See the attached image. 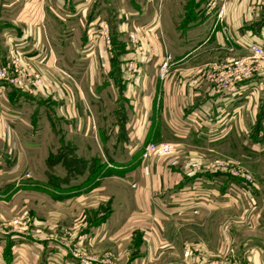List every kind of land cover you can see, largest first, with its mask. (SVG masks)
<instances>
[{
  "label": "crops",
  "instance_id": "crops-1",
  "mask_svg": "<svg viewBox=\"0 0 264 264\" xmlns=\"http://www.w3.org/2000/svg\"><path fill=\"white\" fill-rule=\"evenodd\" d=\"M176 1L0 0V62L13 67L17 58L32 88H0L1 187L47 182L36 173L26 176L33 171L23 160L22 137L40 131L43 116L50 121L49 130L76 153L79 142L89 152L92 143L101 148V161L98 154L84 158L87 166L101 167V175L60 186L76 188V195L64 192L66 200L50 198L48 204L35 206L37 222L50 217L56 225L29 234L0 223V264H78L67 244L110 256L116 264H264V242L245 241L238 250L227 241L231 246L219 255L224 247L215 233L212 238L211 229L203 238V222L196 219L239 205L245 184L209 172L199 153L223 144L244 153L253 134L264 137V58L254 59L247 48L249 41L264 46V0H217L226 8L222 21L209 0H182L175 19ZM111 19L118 29L116 46L111 50L101 40L82 60L81 74L74 73V51L68 54L64 47L75 50L76 39L86 45L88 29ZM132 33H137L139 45L131 40ZM167 56L173 61L161 78ZM131 59L140 66L135 78L126 69ZM232 59L250 65L252 75L217 93L211 77ZM43 104L55 111L42 114ZM59 122L71 133L68 139ZM150 142L170 143L174 151L144 160ZM37 198L44 200L45 195L37 193ZM2 214L0 220H6ZM83 214L87 220L75 230L79 233L64 234Z\"/></svg>",
  "mask_w": 264,
  "mask_h": 264
},
{
  "label": "rangeland",
  "instance_id": "rangeland-1",
  "mask_svg": "<svg viewBox=\"0 0 264 264\" xmlns=\"http://www.w3.org/2000/svg\"><path fill=\"white\" fill-rule=\"evenodd\" d=\"M182 2V0H179L177 3L179 4ZM179 5L173 9L175 19H177L178 11L182 10L181 4ZM117 30L116 21L111 19L106 25H95L88 29L87 33L89 34L86 45H82L81 40L76 39L73 43V48H75V50L71 47L73 50L70 51L69 46L68 48L65 46L64 48L69 50L68 54L71 52L73 53L74 51V58H76L74 63V73L81 74L83 65L82 60L85 61L86 55L90 53L91 49L97 50L95 46H101V40L103 41L106 33L109 36L111 43L110 46L107 43L104 44L107 48L112 50L114 48L113 35L117 32ZM135 34L137 35V33ZM136 45L139 44L136 43ZM68 57L70 58V56ZM61 61L64 67L69 65L66 61L64 62L63 58H61ZM11 62L14 65L13 60ZM77 77H79V75ZM79 81L81 82V80L77 78L78 84H80ZM39 110L43 114L44 112H52L54 107H52L51 104H43L39 106ZM91 110L95 116L97 112L93 110L92 107ZM8 112H10V109ZM48 122L50 121L45 116H43V119L40 123V131L34 133H25L23 137L21 135L25 150V157L23 160L25 162H29L31 166L29 171H33L26 173V176L30 177L36 173V175L40 176V178L47 179V182L40 184L31 180L30 182H25L24 184L10 187L9 189H6L4 186L1 187L0 185V190L5 189L0 191V213H3L2 215L6 218V220H0V223L9 222L10 227H14L17 231H19L21 228H17L16 226L20 225V227L24 229L25 233L29 234L32 232L35 234H40L44 229H50L53 227V225L57 224L56 220L50 217L45 221H41V223L37 222V216L34 214L35 206H38V204L44 201H46L48 204L50 198L54 201L57 200V198L66 200L68 195L66 196L64 192H75L73 194L76 195L78 194L76 192V188L63 190L60 188V186H72V183H74L73 180H84L85 178L92 181L101 175V167L94 165L89 167L84 163V158L88 159V157H94V155L97 154L99 155L98 159H101V148L99 145L92 143L91 147L93 152H89L85 149V146H82V144L79 142L81 148L79 149V152L76 153L75 147L73 148L68 144L61 143L59 141L60 135H56L54 131L49 130ZM99 122L101 123V119ZM59 129L67 139L71 137V133L67 132V127L63 122H59ZM21 137L20 135L18 136L20 140ZM246 147V150L249 149V151L241 153V150H239L238 147H234L233 150H230L227 145L223 144L217 147V150L213 152L201 151L199 153L200 155H198L204 157L203 160L206 162V165H209L210 162L212 164L216 161L226 162L231 164L232 167L236 168L239 172L241 171L242 173H249L252 177V183H250V185L244 184L241 187L243 188L241 189L243 192L242 196H240L242 201L238 200L240 201L239 205L232 204L227 207H220L217 212H214L215 214H211L210 216H207V218L205 215H198L196 218L200 223L203 222V231L201 234L203 238L210 234L209 230L211 229L212 238L214 236L213 234L215 233L217 243L224 247L222 249L220 248L221 252H219V255H222V253L224 254L226 251V246L230 245H227V241H229L231 245L237 246L238 250L242 249L239 247L245 241H249L252 244L257 243L261 245L263 244L262 242H264V137H257L253 134L250 137L249 146ZM187 156L189 157L190 154L187 153ZM57 162L61 163L55 165ZM66 182L71 183L63 184ZM88 185H91V183ZM93 186L91 185L89 188L92 189ZM40 192L45 195L44 200L37 198V193ZM60 194L62 196H59ZM77 196H80V194ZM238 201L236 200V202ZM78 202H80V200H78ZM90 202L94 203L96 201L92 200ZM86 220L87 216L84 214L72 220V224H70L69 228H66L64 234L77 235L79 232L75 230H77L79 225L85 223ZM71 225L73 226L71 227ZM216 228L217 232H213V230L216 231ZM135 236H137L135 243H137V246L140 247L138 233H135Z\"/></svg>",
  "mask_w": 264,
  "mask_h": 264
},
{
  "label": "built area",
  "instance_id": "built-area-1",
  "mask_svg": "<svg viewBox=\"0 0 264 264\" xmlns=\"http://www.w3.org/2000/svg\"><path fill=\"white\" fill-rule=\"evenodd\" d=\"M210 8L218 7L217 18L219 21L223 20V17L226 12L225 5L218 6L217 0H209L208 3ZM224 31L228 32V27L224 26ZM130 38L133 42L138 43V36L135 33L130 35ZM231 39H229L230 41ZM103 42L109 44L111 40L106 33V36L103 38ZM247 48L252 53L253 58L261 59L264 58V46L261 43L255 41L247 42ZM18 59L14 58V66L12 67L10 63L3 64L0 62V88L3 86H9L17 90L22 91H32V88L28 85V76L25 70L16 64ZM173 61L172 56H167L164 63L160 67V77L164 78L169 72V63ZM13 68V69H12ZM127 72L131 77H136L140 74L139 63L135 59L127 61L126 64ZM251 66L244 62L242 59H232L229 64H227L223 70L219 71L216 76H212L211 79L216 82L215 91L217 93L224 92L229 90L235 83V81H241L246 78H250L252 75ZM35 79H39V75L35 74ZM2 125V118L0 117V126ZM174 149L170 144H156L148 143L144 147L142 153V158L144 160H149L153 156H169L173 153ZM205 168L212 173H222L229 175L233 178H240L246 185L252 183V177L249 173L239 172L236 168H233L231 164L222 161H216L212 164L205 166ZM147 170V167L145 168ZM17 224V223H16ZM17 228L22 227L16 226ZM20 232L25 233L24 229ZM67 248L71 251L73 256L76 258L78 264H116L110 256H96L90 255L83 251H79L76 245H68ZM189 256V253L186 254ZM209 264H234L230 261L218 262L213 261Z\"/></svg>",
  "mask_w": 264,
  "mask_h": 264
},
{
  "label": "trees",
  "instance_id": "trees-1",
  "mask_svg": "<svg viewBox=\"0 0 264 264\" xmlns=\"http://www.w3.org/2000/svg\"><path fill=\"white\" fill-rule=\"evenodd\" d=\"M113 44H114V46H116L115 40L113 41ZM113 57H114V59H116L118 57L116 52H114V56Z\"/></svg>",
  "mask_w": 264,
  "mask_h": 264
}]
</instances>
